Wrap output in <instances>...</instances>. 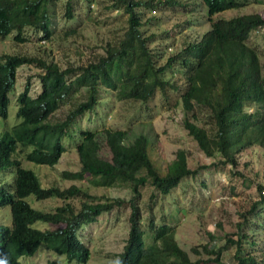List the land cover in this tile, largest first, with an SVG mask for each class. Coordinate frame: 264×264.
Segmentation results:
<instances>
[{
  "label": "trees",
  "instance_id": "trees-1",
  "mask_svg": "<svg viewBox=\"0 0 264 264\" xmlns=\"http://www.w3.org/2000/svg\"><path fill=\"white\" fill-rule=\"evenodd\" d=\"M52 0H0V37L15 32L13 39L23 41L22 31L28 27L49 39L51 30L47 5ZM110 7L126 15L125 29L117 38L106 41L102 54H93L86 63H68L60 66L45 56L0 54V118L7 115L8 93L14 90L16 69L22 65L37 69L38 90L29 93L26 81L15 96L17 121L9 131L0 134V172L12 169L9 182H0V207L8 206L10 222L0 223V264H23L19 258L31 255L43 242L47 249L63 254L67 262L85 263L89 251L77 238L76 231L96 219L99 213L126 203L129 209L127 236L115 264H224L222 250L234 246L235 264H264V248L256 254L245 245H254L248 234L237 223L235 238L228 235L217 247L201 246V257L196 247L190 251L197 255L191 259L174 239L170 225H154L148 218L147 227L151 243L143 244L139 228L140 188L148 184L160 194H166L188 175L199 168H189L185 151L177 149L174 158L160 174L148 155L150 137L129 129L102 127L97 130L75 132V151L79 168L63 170L64 179L82 180L84 175L98 177L100 186H111L115 181L126 183L130 197L88 201L91 198L76 185L67 187L41 186L38 177L21 167L17 148L29 147L23 158L38 165H54L64 146L63 136H73L69 128L74 119L97 103L99 89L113 93L116 99L146 101L158 89L166 100L170 93L179 100L181 124L188 136L207 157H217L220 166H236L237 154L252 145L264 147V76L261 74L256 50L247 43L252 30L264 27V18L254 14H239L229 18L218 17L210 22L208 30L194 41H182L177 49L165 54L152 50L148 42L153 34L140 30V9L154 10L161 5H179L177 0H109ZM207 15L237 8V0H199ZM64 16L72 19V7L67 1ZM264 40V39H263ZM167 70L178 76L165 78ZM78 92L64 116L50 118L64 101ZM66 102V101H65ZM197 110H204L213 125V133L198 124ZM105 147L108 158L101 149ZM213 165V163H211ZM259 190L258 200L264 205V193ZM42 200L83 197L77 210L65 204L54 211L37 210L24 200L27 195ZM152 194H150V198ZM85 198V200H84ZM35 222L62 224L52 230L39 229ZM211 239L212 234L208 235ZM259 255V256H258Z\"/></svg>",
  "mask_w": 264,
  "mask_h": 264
},
{
  "label": "rangeland",
  "instance_id": "rangeland-1",
  "mask_svg": "<svg viewBox=\"0 0 264 264\" xmlns=\"http://www.w3.org/2000/svg\"><path fill=\"white\" fill-rule=\"evenodd\" d=\"M72 7V19L64 16L65 4ZM179 5H161L149 10L140 9V30L144 35L153 34L148 42L152 50L165 54L174 51L182 41L197 40L208 30L210 22L218 17L229 18L239 14L254 13L264 18V0H237L242 3L237 8H230L219 13L207 15L205 6L199 0H177ZM50 18V38L43 39L41 33L26 27L22 31L23 41L13 39L15 32L0 37L1 53H18L45 56L60 66L68 63L81 65L87 62L93 54H102L106 41L120 36L125 29L126 15L121 9L110 7L109 0H52L47 5ZM264 27L252 30L247 43L258 53L261 74L264 76ZM37 69L22 65L16 69L14 90L8 93L7 115L0 118V134L9 131L17 121L15 118V96L28 82L29 93L34 95L38 90L36 79ZM165 78L178 76L175 70H167ZM78 92L64 101L50 118L51 121L64 116L72 103L78 99ZM97 103L91 110L78 115L68 134L60 140L64 151L57 162L52 165H38L26 161L23 156L29 147L17 148L16 157L21 167L33 171L41 186L67 187L76 185L91 198L88 201H98L112 198L130 197L126 183L115 181L111 186H100L98 177L84 175L82 180H68L61 176L63 170L75 171L79 168L75 151V135L79 130H97L102 127L113 129H129L135 133L141 132L150 137L148 155L160 174L166 165L174 158L177 149L185 151L187 166L191 169L200 165L195 175L182 177L176 186L168 193L160 194L145 184L140 190L138 205L141 216L139 228L143 232V244L151 243L150 231L147 227L148 218L154 225L168 224L174 232V239L188 256L193 259L197 255L190 251L196 247L201 257V246L217 247L224 243L228 235L235 238L237 223L247 232L248 240H254V245H245L247 251L258 254L264 248V205L257 204L254 212L249 209L259 198L258 186L264 193V147L252 145L237 154L236 166H220L217 157H207L197 147L195 141L187 135L181 124L179 100L170 93L164 100L158 89L144 102L116 99L112 92L99 89ZM198 124L209 135L213 133V125L204 110H197ZM103 156L108 158L105 147L101 149ZM213 163V165H211ZM13 176L12 169L0 172V182H9ZM150 194L152 197L150 198ZM83 198V197H82ZM81 197L60 199L57 197L42 200L27 195L24 200L30 207L54 211L57 206L69 204L75 210L79 207ZM85 200V198H84ZM128 206L126 203L109 211L98 214L90 223L81 225L76 231L77 238L87 247L88 259L85 263L74 260L67 262L63 254L47 249L43 242L39 243L31 255L19 258L23 264H115L117 254L121 251L128 229ZM10 222L8 206L0 207V223ZM39 229H54L62 224L35 222ZM212 234V239L208 236ZM234 246L227 245L221 252L224 264H235L233 258ZM259 256V255H258Z\"/></svg>",
  "mask_w": 264,
  "mask_h": 264
}]
</instances>
